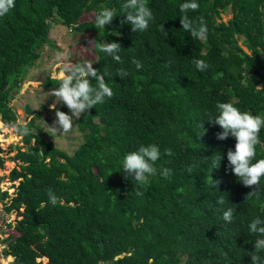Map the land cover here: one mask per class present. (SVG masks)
I'll return each instance as SVG.
<instances>
[{"label":"trees","instance_id":"1","mask_svg":"<svg viewBox=\"0 0 264 264\" xmlns=\"http://www.w3.org/2000/svg\"><path fill=\"white\" fill-rule=\"evenodd\" d=\"M125 2L15 0L0 17L2 132L4 124L12 130L18 121L8 101L19 73L38 57L48 21L92 33L93 67L114 92L76 120L82 139L71 154L43 138L35 114L26 119L30 135L12 130L21 144L15 145L8 179L17 183L10 196L1 190L0 200L7 198L4 210L17 214L18 234L2 252L12 256L11 264H251L260 237L249 225L264 220V177L258 194L246 197L253 187L228 168L227 152L235 151L236 140H218L222 129L208 119L223 102L264 118V0H196L199 9L187 14L206 22L205 41L182 29L179 9L187 0H147L154 21L143 32L120 23ZM105 8L115 9L117 17L96 28L95 16ZM227 9L231 15L222 21ZM90 12L91 18L79 19ZM111 42L122 46V62L100 51L99 45ZM133 59L143 67L137 70ZM196 59L208 69L199 71ZM121 70L128 75L120 78ZM59 84V77L49 75L40 82L53 89ZM259 139L253 162L264 159V128ZM141 145L157 146L161 157L157 175L137 195L122 162ZM2 162L0 156V167ZM162 168L172 170L169 179L159 175ZM49 189L59 197L55 206ZM220 198L224 204L217 203ZM228 208L234 210L231 223L223 219ZM257 254L264 260V250Z\"/></svg>","mask_w":264,"mask_h":264},{"label":"clouds","instance_id":"2","mask_svg":"<svg viewBox=\"0 0 264 264\" xmlns=\"http://www.w3.org/2000/svg\"><path fill=\"white\" fill-rule=\"evenodd\" d=\"M14 7L15 0H0V17L7 15ZM123 9L125 15L122 16L120 23L122 25L125 23L130 24L133 32L146 31L150 22L154 21V15L147 5V0H126ZM198 9L199 4L196 0H187V2L182 3L179 9L183 14L180 16V24L182 29L190 33L192 38L205 41L208 38L209 31L206 22L202 17L199 18L198 23L194 22L187 14L190 11L196 12ZM115 17H117L115 9L105 8L96 14L95 27L103 29L106 25L111 24ZM161 27L164 29V25ZM165 34L167 35V32ZM99 49L111 56L116 62H122L121 56L118 54L122 49L120 43L101 44ZM131 62L137 70L143 67L139 60L133 59ZM194 63L201 72L209 67L203 59H196ZM127 75L128 73L124 70L119 72L120 78ZM59 79V87L50 91V96L55 97V102L50 105V109L55 112L56 120L53 122V126H49L52 132L59 135L71 133L76 120H79L82 115L88 113L98 104H103L106 99H111L114 96L113 89L106 83L104 74L95 69L91 61L64 64L61 67ZM92 79L96 81L95 86L91 83ZM61 102L67 106L71 114L57 109V104ZM216 108L218 115L208 119V121L222 129L221 132L216 134V138L223 141L232 136L236 140L235 151L229 149L227 152L228 168L245 187H253L254 190L248 193L246 197L256 196L261 178L264 177V159L253 161L256 156L257 145L261 143L259 134L261 129L264 128V118L246 111L242 112L230 102L217 103ZM29 122L30 120H18L12 125V130L20 137L28 136L31 132L28 126ZM201 127L203 128L202 124ZM204 130L201 136L206 132V129ZM40 154L44 155V152ZM164 154L173 155L171 149H165ZM160 157L161 152L155 145H141L138 150L124 157L122 171L126 174V179L132 177L136 182L135 193L137 195L142 194L138 191V188L149 184V178L157 175L158 170L155 165ZM220 160L221 156H219L218 161H213V169L220 166ZM187 171L190 173L192 168H188ZM159 175L169 179L172 170L162 168L159 170ZM47 195L50 203L55 206L59 201V197L51 189L48 190ZM217 203L224 204L225 201L220 198ZM233 212L232 208L224 211V221L231 223ZM249 230L260 237L254 242L255 251L250 255L251 264H264V260L257 254L264 250V220L254 219L249 225Z\"/></svg>","mask_w":264,"mask_h":264},{"label":"rangeland","instance_id":"3","mask_svg":"<svg viewBox=\"0 0 264 264\" xmlns=\"http://www.w3.org/2000/svg\"><path fill=\"white\" fill-rule=\"evenodd\" d=\"M230 15L231 13L227 9L220 14V19L226 21ZM91 16V12L84 13L79 19L85 20ZM48 25L47 38L39 49L38 57L19 73L20 83L13 88L8 105L14 110L18 120H26L35 114L34 123L40 127L43 138L65 153L71 154L81 142V132L76 127V121L71 133L59 135L50 130L49 126H53V122L56 120L55 112L50 109V105L55 102V97L50 96V91L53 88H44L40 82L47 75L59 77L64 64L76 63L78 59L83 62H93L95 55L91 50L92 33L76 32L69 27L51 21H48ZM237 43L240 45L241 41L238 39ZM57 109L71 114L62 102L57 104ZM27 110H31V113ZM4 127L7 130L2 132L0 129L2 139V141L0 139V156L3 158L0 167V191L5 190L6 194L10 196L13 191L12 185L17 183V180L10 181L8 179L9 170L15 165V161L11 160V157L15 152V145L21 143L19 136L15 135L11 127H7L5 124ZM3 141L6 143L4 144ZM6 199L0 200V264H11L12 257L4 255L2 250L6 246V242L18 234L13 227L18 216L14 210L9 212L4 210ZM40 259L44 260V258Z\"/></svg>","mask_w":264,"mask_h":264},{"label":"flooded vegetation","instance_id":"4","mask_svg":"<svg viewBox=\"0 0 264 264\" xmlns=\"http://www.w3.org/2000/svg\"><path fill=\"white\" fill-rule=\"evenodd\" d=\"M4 248H5V247H4ZM4 255H5V254H4ZM7 255H8V254H6V256H7ZM10 256H11V255H10ZM8 257H9V256H8ZM11 257H12V256H11ZM4 261H5V260H4ZM4 261H3V262H4ZM5 262H6V261H5ZM5 262H4V263H5Z\"/></svg>","mask_w":264,"mask_h":264},{"label":"water","instance_id":"5","mask_svg":"<svg viewBox=\"0 0 264 264\" xmlns=\"http://www.w3.org/2000/svg\"><path fill=\"white\" fill-rule=\"evenodd\" d=\"M118 256H121V255H118Z\"/></svg>","mask_w":264,"mask_h":264}]
</instances>
